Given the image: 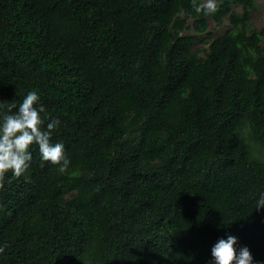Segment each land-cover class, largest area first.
<instances>
[{"label":"trees","instance_id":"1","mask_svg":"<svg viewBox=\"0 0 264 264\" xmlns=\"http://www.w3.org/2000/svg\"><path fill=\"white\" fill-rule=\"evenodd\" d=\"M215 2L0 0V122L35 91L70 160L6 174L0 264H264V26Z\"/></svg>","mask_w":264,"mask_h":264},{"label":"clouds","instance_id":"2","mask_svg":"<svg viewBox=\"0 0 264 264\" xmlns=\"http://www.w3.org/2000/svg\"><path fill=\"white\" fill-rule=\"evenodd\" d=\"M192 7L197 13L203 11L206 15L217 11L215 0H192ZM38 101L37 93L29 92L18 107L9 104L7 113L3 115L0 122V188L7 173L19 178L27 172L32 159L29 149L33 144L38 145L42 161L58 166L60 173L69 167L70 160L65 156L64 145L51 143V134L59 127L60 120L52 119L44 130L40 114L45 109L42 105L36 107ZM14 108L17 110L13 113ZM260 208H264V194L256 204V209ZM236 244L237 238L232 235L219 239L211 249L214 264H253L250 250L242 247L237 252ZM4 250L0 247V253Z\"/></svg>","mask_w":264,"mask_h":264},{"label":"rangeland","instance_id":"3","mask_svg":"<svg viewBox=\"0 0 264 264\" xmlns=\"http://www.w3.org/2000/svg\"><path fill=\"white\" fill-rule=\"evenodd\" d=\"M251 20L258 28L264 25V0H257V8L251 15ZM253 146L256 150L261 149V151L264 153V146H260L258 143H253Z\"/></svg>","mask_w":264,"mask_h":264}]
</instances>
